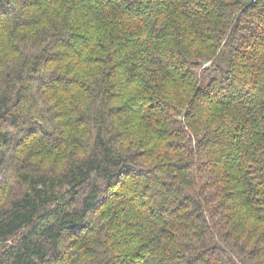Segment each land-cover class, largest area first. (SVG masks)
I'll return each mask as SVG.
<instances>
[{
    "label": "trees",
    "instance_id": "16d2710c",
    "mask_svg": "<svg viewBox=\"0 0 264 264\" xmlns=\"http://www.w3.org/2000/svg\"><path fill=\"white\" fill-rule=\"evenodd\" d=\"M0 261L264 264V0H0Z\"/></svg>",
    "mask_w": 264,
    "mask_h": 264
},
{
    "label": "clouds",
    "instance_id": "9594fccd",
    "mask_svg": "<svg viewBox=\"0 0 264 264\" xmlns=\"http://www.w3.org/2000/svg\"><path fill=\"white\" fill-rule=\"evenodd\" d=\"M13 163H15V162H13ZM0 264H2V261H0Z\"/></svg>",
    "mask_w": 264,
    "mask_h": 264
}]
</instances>
